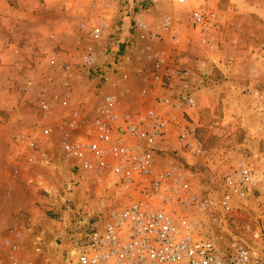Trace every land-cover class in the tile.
<instances>
[{
  "label": "rangeland",
  "instance_id": "1",
  "mask_svg": "<svg viewBox=\"0 0 264 264\" xmlns=\"http://www.w3.org/2000/svg\"><path fill=\"white\" fill-rule=\"evenodd\" d=\"M45 1L25 0L20 9L17 0H6L15 12L12 17L21 22L12 39L0 29V51L10 45L31 48L26 69L40 72L37 82L27 79L31 88L25 82L18 93L14 86L11 92L0 91L1 264H66L104 213L127 202L109 174L78 169L76 161L61 155L53 143V113L47 121L40 118V93L53 107L48 67L53 51L60 55L57 60L78 67L89 47L96 66H110V58L121 66L123 74L115 72L111 80L131 87L133 93L121 100L124 108L138 107L145 99V107L154 98L168 100L163 109L193 128L185 140L179 128L173 129L158 152L157 168L173 181L190 184L201 199L200 207L185 209L195 230L221 251L232 243L244 245L251 250L252 264H264V233L258 225L264 205V0ZM196 12L203 18L199 25L193 22ZM125 17L127 22L119 20ZM7 18L0 10V25ZM66 22L81 24L77 27L85 35L72 40L71 29L62 25ZM58 24L63 41L49 53H37L32 37ZM96 29L99 39L92 36ZM99 68L78 75L90 91L101 87ZM24 92L32 100L21 101ZM19 93L20 98L13 96ZM184 95L194 97L195 106L181 103V110L175 109ZM241 168L258 181L257 188L227 212L221 204L222 181Z\"/></svg>",
  "mask_w": 264,
  "mask_h": 264
},
{
  "label": "built area",
  "instance_id": "2",
  "mask_svg": "<svg viewBox=\"0 0 264 264\" xmlns=\"http://www.w3.org/2000/svg\"><path fill=\"white\" fill-rule=\"evenodd\" d=\"M202 19L200 12L194 13V24H201ZM92 36L99 39L100 30L92 31ZM109 60L110 66L106 62L96 66L97 57L91 47L78 67L50 58L53 107L45 93L37 99L40 118L47 121L53 113V143L59 144L61 155L76 161L74 166L78 169L97 175L106 172L128 196L124 205L108 209L99 223L85 233L65 263L252 264L248 247L232 243L221 251L213 239L195 230L185 209L192 205L200 207L201 199L192 193L190 184L173 181L168 173L157 168L158 152L167 144L173 129L179 128V137L185 140L193 136V128L163 109L168 100L158 102L154 98L153 105L145 107V99L138 107L124 108L121 100L131 94L127 83L112 82L109 89L103 88L108 73L121 70L119 64ZM93 67H100L102 84L98 90L95 87L90 91L77 78ZM32 86V81H27L25 88ZM181 103L191 108L195 99L181 96L175 109L181 110ZM49 132L50 129H44L45 135ZM257 183L243 168L228 176L222 181V208L232 210L237 199L256 190ZM258 225L264 233V205ZM7 264L33 263L9 260Z\"/></svg>",
  "mask_w": 264,
  "mask_h": 264
},
{
  "label": "crops",
  "instance_id": "3",
  "mask_svg": "<svg viewBox=\"0 0 264 264\" xmlns=\"http://www.w3.org/2000/svg\"><path fill=\"white\" fill-rule=\"evenodd\" d=\"M44 2H46L44 0ZM25 0H17V4L19 5L20 9H22V5H24ZM0 10L2 12V14H4L5 16H7V23L4 25H0V29L4 32L3 35L7 36V39H12L15 34H14V30L18 29V27L20 26V22L21 21H16L12 16L13 14H15V12H13L12 8L9 6V4H7L6 0H0ZM48 5V4H47ZM52 4H49V8L51 7ZM22 12V10H21ZM119 20H124V22H127V18H123V19H119ZM82 21V20H81ZM104 20H101L100 22L103 23ZM80 22V21H78ZM78 22L74 23L71 22V24L68 22H66L64 25L65 27H68L71 29V39L76 41L78 39H76L77 36H80L81 34H84L82 31L79 30V26H81V24H79ZM104 25H108L107 21H104L103 23ZM7 25V26H6ZM126 24L124 23V26ZM61 26V24H58L56 26H53V30L51 31H46L45 28L41 29L42 31V36L40 35H36L34 37H32L34 39V48L35 51L37 53H49L48 49L50 47L53 48L56 46V44L58 42H61L62 39H59L58 37H60L61 35L58 34L57 30L58 28ZM78 26V27H77ZM87 27V25H86ZM87 29V28H86ZM13 31V32H12ZM51 34H53L51 37L48 38V35L50 36ZM122 35V34H121ZM120 35V36H121ZM65 38H69V37H65ZM69 38V39H70ZM111 38H109L108 40H110ZM63 41V40H62ZM13 48V49H12ZM2 51H0V53L4 54V57L0 60V91H6L11 92V87L14 86V88L16 89V91L13 92H17V91H22V89H24V83L27 82L29 80V77L34 78L35 81L37 82V75L40 74V72L36 71L35 69L33 70H28L26 69L27 66L30 65V63L28 61H26V58L29 57V53L31 48H25V49H20L18 47H16L15 45H10L8 46V48L3 47L1 48ZM25 53V54H23ZM47 56H51L49 54H47ZM60 56L59 54H56L53 51V57ZM22 69L25 71H22ZM123 72L122 70L118 71L116 73L117 76L121 75ZM111 74L112 73H108V77H107V81L104 83L106 85L103 86V88H107L109 89V87L111 86V83L113 82V80H111ZM28 79V80H27ZM19 89V90H17ZM12 90H14L12 88ZM18 93V92H17ZM131 93L132 90H131ZM26 94V95H25ZM19 95H22V93L20 94H13V96L15 98H20ZM30 95L26 92L23 93V97L21 99V101H25V100H32L30 99ZM11 115H10V119H11ZM166 143L168 144V139L166 141ZM165 143V144H166ZM163 148H165V146H162ZM264 195V194H262Z\"/></svg>",
  "mask_w": 264,
  "mask_h": 264
}]
</instances>
